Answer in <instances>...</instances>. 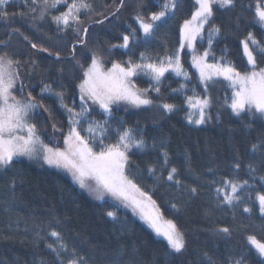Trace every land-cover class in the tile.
<instances>
[{
    "label": "trees",
    "instance_id": "1",
    "mask_svg": "<svg viewBox=\"0 0 264 264\" xmlns=\"http://www.w3.org/2000/svg\"><path fill=\"white\" fill-rule=\"evenodd\" d=\"M89 2L93 11L81 12L75 31H61L52 20V15L67 10L64 5L51 9L45 19L33 21L24 0H14L9 11L17 15L0 19V54L7 52L20 61L24 87L18 98L25 99L31 92L42 105L31 114V120L49 148H65L70 125L69 113L56 93H63V104L81 110L78 86L84 69L79 64L87 68L93 54L105 67L128 61L129 50L112 45L122 43V34H128L129 26L137 29L139 38L138 43L129 44L134 62H139L141 53L154 60L173 55L180 45L183 23L196 8L195 0H177L174 15L158 23L153 38L143 36L135 17L140 13L147 18L150 12L159 11L162 0H124L119 11L120 0ZM255 3L237 0L231 10L214 5V15L196 50L208 51L210 63H230L241 71L249 67L242 41L251 32L264 46V27L254 19ZM99 20L104 22L96 23ZM213 25L221 31L213 33L209 47ZM32 43L38 48L33 49ZM251 48L260 63L257 45L251 44ZM182 64L189 79L167 73L160 93L152 90L153 81L148 76H136V86L149 89L147 96L153 104L135 109L114 107L111 116L94 108L81 123V135L87 136L83 129L89 123L99 122L106 129V143L116 142L117 129H131L145 141L143 150L129 151L126 175L156 202L160 219L176 225L185 240L184 252L175 253L166 239L130 211L108 200L90 199L63 171L18 158L13 166L0 170V264H59L71 252L86 258L88 264H209V257L214 264H233L241 258L243 264H264V258L247 240L248 235H255L264 241V215L256 200L258 193L264 194V147H260L264 144V121L256 115L235 116L225 102L232 92L227 81H208L205 91L187 53ZM45 85L52 91H42ZM193 93L210 98L203 125L187 121L191 110L186 96ZM164 103L175 104L176 110L165 111L161 107ZM254 144L258 145L255 151ZM173 167L180 184L167 179ZM150 168L156 171L151 173ZM230 179L248 181L237 193L241 199L234 206L223 203V194L218 197L216 192ZM244 207L252 212H244ZM108 211L114 212L115 218L109 217ZM224 227L230 232H221ZM51 231L59 232L62 241L57 242ZM61 242L69 252L58 260L48 245L58 248Z\"/></svg>",
    "mask_w": 264,
    "mask_h": 264
},
{
    "label": "snow or ice",
    "instance_id": "2",
    "mask_svg": "<svg viewBox=\"0 0 264 264\" xmlns=\"http://www.w3.org/2000/svg\"><path fill=\"white\" fill-rule=\"evenodd\" d=\"M27 5V12L30 18L43 20L51 9H58L60 5L66 7V11L61 10L60 14L52 15L53 22L61 31H67L72 28L74 31L81 23V12L91 13L93 6L89 0H24ZM237 0H195V11L190 19H186L182 26L181 43L173 55H166L163 59L154 60L151 57L141 53L139 62H134L131 58L130 42H139L136 36L137 29L131 28L128 34H122V43L112 45L113 48L119 47L129 50L128 61L113 62L111 68L105 69L100 57L93 54L91 63L87 68L79 64L84 69L79 84V99L81 103V112H75L68 105L63 104V93H56L61 100V105L69 113V131L64 139L66 148L46 147L39 138L36 125L31 120V114L34 110L42 105H38L31 92L27 93L24 100L18 99V93L21 92L24 85L20 80V61L8 55L7 52L0 54V170H5L14 165V160L19 157L28 159L40 158L49 166L67 170L73 176V179L79 183L81 188H90L97 194L98 199H103L105 194L125 202V206L132 207L133 211H139L141 218L152 227L157 235L163 236L171 249L175 253H183L185 250V240L182 233L177 229L172 221H166V227L159 224V209L156 202L152 200L141 188L125 174L129 163V151L133 148L143 150L145 141L138 135L134 134L131 129H117L116 142H105L106 129L96 122L94 125L83 129L87 136L81 135V120L79 117L88 112L87 103L91 101L96 104L105 114L111 116L113 105L120 102L131 104L135 107L149 106L153 100L147 96L149 89H140L133 83V77L138 75L148 76L152 81V90L160 93V84L165 77V73L173 72L177 76H184L189 79L188 73L183 69L180 63V52L183 51L185 44L193 51L195 42L199 36L203 39L204 25L209 24L210 18L214 15L213 6L231 10L236 6ZM11 0H0V19L8 20L11 16L17 15L9 11L13 7ZM124 6V0H120V5L116 9ZM252 9V5H248ZM177 0H162L159 11L150 12L145 18L144 15L137 13L135 20L139 25V30L143 32L144 37L155 36L156 29L159 27L157 22H163L165 17L175 13ZM39 15L36 16V13ZM255 21L264 26V0H256L253 9ZM19 15L23 16L21 12ZM103 20L96 23H103ZM77 26V27H74ZM19 31V29H13ZM220 28L213 25L212 31L208 35L209 47L212 43L213 33L219 34ZM87 33V28L83 29V34ZM27 39V37H25ZM249 43L257 45L258 54L261 57L260 63L257 56L249 47ZM244 53L247 56L249 67L245 70H238L230 63H209L207 57L208 51L203 55H193V66L199 71V78L204 83L205 91L207 90L208 81L214 78L222 77L228 81L232 92L230 97L226 98V104L231 112L243 119L246 116L259 115L264 119V46L255 39L250 32L247 39L242 41ZM33 49L38 48L35 43L31 44ZM40 51L47 52L48 49L40 48ZM75 51V46L73 47ZM57 57L59 54H56ZM19 84V88L17 85ZM15 90V91H14ZM42 91H52L50 86L45 85ZM186 103L193 111L188 114L189 123L203 125L207 122L206 109L210 107V101L207 98H201L197 94L186 96ZM161 107L171 113L176 110V105L164 103ZM47 110V109H45ZM210 118V117H208ZM87 122V121H85ZM107 123V122H105ZM39 145V147H37ZM258 145H253V151ZM260 147H264L262 144ZM167 153H164L165 163H167ZM239 168V165H236ZM155 168H150L149 172L154 173ZM177 169L171 168L167 179L175 184H180L176 176ZM93 182L89 184L88 182ZM248 184L245 180L242 183L230 179L224 182L223 187L216 188L219 195L223 194V203L228 205L239 204L241 197L237 195L242 187ZM196 192L195 188L191 189ZM256 199L259 201V211L264 215V194H257ZM173 208L176 205H172ZM243 211L251 213L252 209L244 207ZM109 217L115 218V213L108 211ZM223 233H229L230 229L224 227L220 229ZM50 235L57 238V242L62 241L61 234L57 231H51ZM247 240L255 249L256 253L264 258V241L257 239L255 235H248ZM48 247L56 253L57 259L62 253L69 250L61 242L59 247ZM59 264H88L86 258L71 252ZM209 264L214 262L209 257ZM233 264H243V258L234 260Z\"/></svg>",
    "mask_w": 264,
    "mask_h": 264
},
{
    "label": "rangeland",
    "instance_id": "3",
    "mask_svg": "<svg viewBox=\"0 0 264 264\" xmlns=\"http://www.w3.org/2000/svg\"><path fill=\"white\" fill-rule=\"evenodd\" d=\"M12 1H14V0H11V2ZM165 18H167V17H165ZM165 20V19H164ZM157 23H159V22H157ZM206 26H207V24L206 25H204V30H205V28H206ZM264 27V26H263ZM204 32V31H203ZM142 34H143V32H142ZM202 35H203V33H202ZM144 36V35H143ZM200 39V37L198 36L197 37V39H196V42H195V50L193 51L191 48H189V46L187 45V44H185V46H184V49H183V51H181L180 52V63H181V65L183 66V64H182V57H183V55L185 54V53H187L188 55H189V59H190V63H191V66H192V68L195 70V72L197 73V75H198V78H199V71H198V69L196 68V67H194L193 66V60H192V58H193V55H196V56H201V55H203V53L205 52H198L197 50H196V43H197V41ZM247 39V38H246ZM244 41V40H243ZM180 43H181V41H180ZM6 45V44H5ZM180 46V45H179ZM249 47H250V49H252L251 48V43H249ZM179 48V47H178ZM243 53H244V49H243ZM244 56H245V59H246V61H247V56H246V54L244 53ZM207 61H208V57H207ZM209 62V61H208ZM210 63V62H209ZM248 64V63H247ZM112 66V65H111ZM111 66H109V67H105V69H109V68H111ZM249 66V65H248ZM168 73H173V72H168ZM167 73H165V75H166ZM174 75H176L175 73H173ZM177 76V75H176ZM134 78L135 77H133L132 79H133V83L135 84V81H134ZM214 79H223L222 77H219V78H214ZM199 80H200V78H199ZM224 80V79H223ZM200 82H201V80H200ZM228 82V81H227ZM81 83V82H80ZM79 83V84H80ZM201 84L204 86V83H202L201 82ZM135 86H136V84H135ZM137 87V86H136ZM138 88V87H137ZM79 95H80V93H79V86H78V99H79ZM204 98H207V99H209V101H210V98L208 97V96H206V97H204ZM18 99H20V98H18ZM203 99V98H202ZM21 100H24V99H21ZM79 102H80V104L82 103L81 101H80V99H79ZM210 105H211V102H210ZM119 106H121V107H124V108H126V109H135V108H139V107H135V106H133V105H131V104H127V103H125V102H120L118 105H113V108L114 107H119ZM141 107H144V106H141ZM87 108L89 109L88 110V112L86 113V114H84L83 116H81V117H79V119L81 120V123H82V121H84V120H88L86 117H87V115H88V113L89 112H91V111H93V109L94 108H96V109H98V110H102V109H100L99 108V106L98 105H96V104H92L91 103V101H88V103H87ZM210 108V107H209ZM209 108L208 109H206V114H207V111L209 110ZM38 109V107L35 109V110H37ZM75 112H81V110H77V109H74V108H72ZM34 110V111H35ZM191 110V112L193 111L192 109H190ZM103 111V110H102ZM256 116H259L258 114L256 115ZM206 119H207V116H206ZM263 121H264V119H262ZM187 121H188V118H187ZM189 122V121H188ZM94 125V124H93ZM89 126V125H88ZM87 126V127H88ZM86 127V128H87ZM86 135H88L87 134V132H86ZM40 138V137H39ZM41 140V139H40ZM43 143V142H42ZM46 146V145H45ZM37 147H39V145L37 146ZM47 147V146H46ZM49 148V147H48ZM65 148H66V146H65ZM64 148V149H65ZM64 149H62V150H64ZM19 158H24V159H28L27 157H19ZM16 159H18V158H16ZM29 160H32V161H38V163H40V164H42V165H44V166H46V167H50V168H55V169H58V170H60V171H63L64 173H66L70 178H71V180L76 184V186L84 193V194H86L90 199H92V200H94V201H104V200H108V201H110V202H112V203H114V204H116L117 206H119L120 208H122V209H124V210H127V211H130L131 213H133L134 215H136V216H138V217H140L141 218V215L139 214V211L137 210L136 212H134L133 211V209H132V207H129V206H125V202H122V201H120V200H117V199H115V198H113L112 196H110V195H108V194H105L104 195V197H103V199H98L97 198V194L94 192V191H92L90 188H81L80 187V185H79V183H77L74 179H73V176L71 175V173L70 172H68L67 170H65V169H62V168H56V167H53V166H49L47 163H45L44 162V160L42 159V157H40V158H33V159H29ZM126 171V170H125ZM125 174H126V172H125ZM89 184H92L93 182H91V181H89L88 182ZM257 200V199H256ZM257 202H258V204H259V201L257 200ZM159 224H160V226L161 227H166V224H165V222L164 221H162L161 219H159ZM148 226H149V224H148ZM152 228V227H151ZM163 237V236H162ZM164 238V237H163ZM165 239V238H164Z\"/></svg>",
    "mask_w": 264,
    "mask_h": 264
},
{
    "label": "water",
    "instance_id": "4",
    "mask_svg": "<svg viewBox=\"0 0 264 264\" xmlns=\"http://www.w3.org/2000/svg\"><path fill=\"white\" fill-rule=\"evenodd\" d=\"M5 45V44H4Z\"/></svg>",
    "mask_w": 264,
    "mask_h": 264
}]
</instances>
